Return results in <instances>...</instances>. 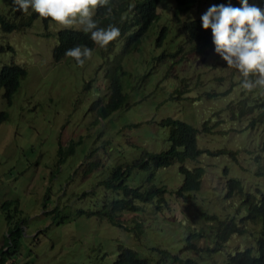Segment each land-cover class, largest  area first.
Returning a JSON list of instances; mask_svg holds the SVG:
<instances>
[{"label": "rangeland", "instance_id": "374dc122", "mask_svg": "<svg viewBox=\"0 0 264 264\" xmlns=\"http://www.w3.org/2000/svg\"><path fill=\"white\" fill-rule=\"evenodd\" d=\"M2 4L0 0V7ZM249 4L259 7L260 1L249 0ZM14 17L21 16L8 15V19ZM35 18L21 29L8 32L0 28V66L15 62L26 71L10 104L0 90V110L8 112L0 123V204L8 198L18 199L20 210L13 221L19 217L23 229L20 245L6 255V264H113L118 243L140 253L144 252L140 248H148L155 254L158 246L168 244L169 249L177 250L192 230L190 226L199 227L203 234L195 239L198 250L189 249L183 255L196 259L197 264H224L226 252L254 248L257 226L240 220L245 213L242 195L224 197L230 177L239 178L245 190H264L260 173L264 171V123L252 127V115L236 117L228 110V102L247 91L241 87L239 71L210 52H198L196 41L170 39L182 34L177 29L159 44L143 39L140 49L125 52L120 49L123 38L116 39L112 58L121 55L122 68L129 71L123 76L127 99L110 116L93 122L96 112L90 104L109 94L113 59L93 50L84 67L68 56L55 61L52 48L62 25ZM165 20L161 15L152 29L158 30ZM146 71L148 75L142 77ZM227 89V93H217ZM165 116L199 129L197 145L204 151L196 160L184 162L189 167H204L200 188L191 192L194 204L175 193L183 179L180 163L175 161L154 171L152 182L167 187L159 209L155 200L137 201L139 209L119 215L126 227L137 224L136 233L142 230L139 236L105 219L78 214L80 208H95L105 196H111L98 181L113 165L129 162L143 150L168 147V130L160 123ZM204 121L210 125L208 131ZM59 147L63 155L68 148L74 152L60 161ZM217 149H230L233 154L210 152ZM89 160L99 166L85 174ZM149 171L133 170L127 183L144 182ZM240 205L242 213L238 212ZM55 206L60 210L52 218L47 209ZM201 210L224 218L238 213L235 219L246 227V233L232 234L220 250L207 251L213 245L214 232L211 221H200ZM6 234L5 212L0 209V244ZM165 237H171V242L164 241Z\"/></svg>", "mask_w": 264, "mask_h": 264}, {"label": "trees", "instance_id": "16d2710c", "mask_svg": "<svg viewBox=\"0 0 264 264\" xmlns=\"http://www.w3.org/2000/svg\"><path fill=\"white\" fill-rule=\"evenodd\" d=\"M3 4L0 7V28L3 31H12L14 29L30 26L37 18H41L38 14L31 9L28 10V15L17 10V5H10L13 0H1ZM212 5L229 4L234 7L241 5L240 0H209ZM260 8L264 10V0H259ZM173 6L168 14L167 21L160 26L158 30H153L155 19L158 18L159 13L156 12L154 0H110L112 7V14L105 15L107 9L97 7L93 19L96 20L100 26L106 27L108 24L120 26L122 30L123 45L120 48L122 52L129 51L132 48H141L143 39L153 40L154 44H159L161 39H165L169 33L175 31L182 32L181 35L176 34L170 39H177L179 43L183 40V35L190 41H196V49L203 54L210 52L208 43L212 38L211 29H203L200 17L195 18L193 14L206 11L207 6L203 5V0H171ZM27 13V12H26ZM8 15L21 16L20 19H8ZM43 21L51 20L50 18H41ZM57 43L52 48V58L58 61L63 58L66 50L73 46V43L80 39H85L88 44L94 47L96 53H101L103 58H108L114 55L112 48L116 42H110L105 48H101L95 44L90 34H85L82 31V26L73 25L72 27H61L56 33ZM154 56V54H153ZM112 67L109 76V94L105 93L94 99L90 108L95 110L96 117L94 121L108 117L111 112L118 107L123 101L127 99V89L123 76L127 74V70L122 68L121 55L112 58ZM26 71L19 63L11 62L4 63L0 66V90L2 89V96L7 99L8 104L12 102L13 94L19 88L22 77ZM148 71L142 74V77L148 75ZM255 80V77H252ZM179 92L181 89H177ZM230 89L225 91H218L217 93H227ZM208 94H217L216 92H208ZM257 92V93H252ZM107 97L105 98V96ZM255 109L259 112L253 115ZM228 110L233 116H250V125L257 127L259 123H264L262 113L264 112V90L257 87L252 91L241 93L240 97L235 102H228ZM8 116L6 110H0V123ZM162 126L167 127L169 145L160 151H147L143 150L140 156L132 159L126 163L115 164L109 170L108 175L98 181L104 188L110 191L111 196H105L104 199L97 204L95 208L84 209L80 208L77 213L85 214L86 216H96L99 219H105L113 225L123 226L119 215L122 211H135L139 209L140 205L137 201L149 202L154 199L158 201L156 207L160 206V201H163L164 194L167 191L164 185H157L152 182L154 178V171L163 166H167L175 160L184 161L185 159L196 160L198 156L204 151L203 148L197 145L198 127L179 118L172 116L162 117L160 120ZM205 131H208L210 125L207 121L203 122ZM80 142V140H79ZM72 144V143H71ZM75 148V147H74ZM69 148L62 151L59 147L61 154L60 161L64 160L67 154L73 153ZM212 154H219L229 152L233 154L230 149H217L210 151ZM99 163L95 160H89L84 173L92 171L97 168ZM143 169L150 170L144 182L137 185H129L127 179L133 170ZM178 170L183 174V179L176 189V194L181 196L184 201L194 204L191 192L200 187L204 167L202 165H194L192 168H187L183 165L178 167ZM227 173V167L223 168ZM264 175V171H260ZM227 191L224 194L225 198L232 197L234 194L242 195V206L245 207V213L240 216V220H250L257 226L256 231V246L253 254L250 248L236 251L228 256L227 264H264V190L256 187L255 191L245 190L243 183L239 178L230 177L226 181ZM83 194H87L83 192ZM50 197L49 194H47ZM53 196V191L51 193ZM18 199L8 198L1 202L0 209L5 212V219L7 221V234L4 236L0 244V264H6L7 254L14 253L20 245V239L23 229L20 226L21 222L19 217L13 221V216L20 209L18 208ZM46 204V201H45ZM241 205L239 207L240 213ZM60 209L55 206L52 209H47L51 213V217L55 218ZM236 212L228 218L220 217L216 213H208L201 210V220L207 223L211 221L209 226L214 232V241L211 247H206L207 251L220 248L222 241L227 240L231 233L238 231L239 233L246 232V227L240 225L236 219ZM67 216V215H63ZM132 230L135 235H140L142 230L137 231V224L126 227ZM190 230L181 247L177 250L169 249L168 246H158V253H151L148 248L142 249L140 253L136 249L126 246L123 243H118V253L113 259V264H197L196 259L192 257H185L183 252L189 249L198 250L195 239L202 236V232L198 230L199 227ZM171 237H165L164 241L169 243ZM156 247H152L155 249Z\"/></svg>", "mask_w": 264, "mask_h": 264}, {"label": "clouds", "instance_id": "9594fccd", "mask_svg": "<svg viewBox=\"0 0 264 264\" xmlns=\"http://www.w3.org/2000/svg\"><path fill=\"white\" fill-rule=\"evenodd\" d=\"M154 1L156 12L159 13L155 21L157 22V20L161 18V15H163L166 18V22L168 14H171L170 10H172L173 6L171 0ZM203 1L202 4L207 6L208 9L203 12L191 14L194 15L195 18H201L203 29H211L212 38L208 43L210 54H213L219 61H226L228 67L239 71L242 89L252 91L254 88L259 87L264 90V10H262L260 6L257 7L255 4H249V0H240L241 6L239 7H234L231 3L227 5H212L209 0ZM14 4L18 6L17 10L21 12L26 13L31 9L41 18H50L58 22L62 25L61 27H72L77 24L82 26V31L85 34H90L91 40L101 48H105L110 42L122 38L120 26L108 24L106 27H102L93 19L97 7L106 8V16L112 14L110 0H13V2H10V5ZM14 19H16V17H14ZM24 25L25 24H23L22 27ZM184 37L183 35V38ZM93 50L94 47L90 46L85 39H80L73 43L71 48L66 50L63 57H71L80 67H84L86 62L91 60ZM252 77H255V80H253ZM262 116L264 118V112ZM93 122L97 121L93 120ZM187 160L193 159L188 158L184 161H175L180 163L178 167L183 165L190 169L194 165L191 167L185 165L184 162ZM154 200L157 204L158 201L156 199ZM164 200L165 196L163 201H160V206L156 207L155 204V207L159 209ZM245 233L246 232L239 233L238 231L231 233L227 240L222 241V246L220 248L211 250L210 252L220 250L232 234L242 235ZM214 245H216V243H214L213 246ZM246 248H250L253 254H257L255 252V247L252 248L251 246L228 251L225 254L224 264H227L230 254Z\"/></svg>", "mask_w": 264, "mask_h": 264}]
</instances>
